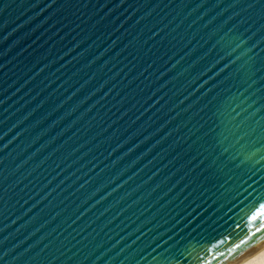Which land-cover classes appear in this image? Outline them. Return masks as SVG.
I'll return each mask as SVG.
<instances>
[{
  "label": "water",
  "instance_id": "obj_1",
  "mask_svg": "<svg viewBox=\"0 0 264 264\" xmlns=\"http://www.w3.org/2000/svg\"><path fill=\"white\" fill-rule=\"evenodd\" d=\"M262 247L264 0H0V264Z\"/></svg>",
  "mask_w": 264,
  "mask_h": 264
},
{
  "label": "bare ground",
  "instance_id": "obj_2",
  "mask_svg": "<svg viewBox=\"0 0 264 264\" xmlns=\"http://www.w3.org/2000/svg\"><path fill=\"white\" fill-rule=\"evenodd\" d=\"M237 264H264V247Z\"/></svg>",
  "mask_w": 264,
  "mask_h": 264
},
{
  "label": "snow or ice",
  "instance_id": "obj_3",
  "mask_svg": "<svg viewBox=\"0 0 264 264\" xmlns=\"http://www.w3.org/2000/svg\"><path fill=\"white\" fill-rule=\"evenodd\" d=\"M254 219H255V217H254ZM257 227H259V225H257Z\"/></svg>",
  "mask_w": 264,
  "mask_h": 264
}]
</instances>
